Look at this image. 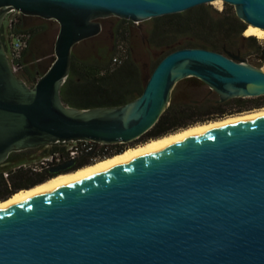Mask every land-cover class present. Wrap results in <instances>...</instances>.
<instances>
[{
  "label": "water",
  "instance_id": "obj_1",
  "mask_svg": "<svg viewBox=\"0 0 264 264\" xmlns=\"http://www.w3.org/2000/svg\"><path fill=\"white\" fill-rule=\"evenodd\" d=\"M213 1L0 0V28L13 9L59 23L55 59L33 86L13 70L0 36V164L57 141H137L189 77L221 101L264 95L262 67L180 48L127 103L63 102L73 48L103 31L100 19L140 23ZM221 1L264 29V0ZM0 264H264V116L182 137L1 208Z\"/></svg>",
  "mask_w": 264,
  "mask_h": 264
},
{
  "label": "trees",
  "instance_id": "obj_2",
  "mask_svg": "<svg viewBox=\"0 0 264 264\" xmlns=\"http://www.w3.org/2000/svg\"><path fill=\"white\" fill-rule=\"evenodd\" d=\"M233 7L225 3V8L218 10L208 3L180 13L152 18L153 25L147 31L148 45L145 49L147 52H153V56L146 63L136 61L131 54L129 45L131 31L124 24L129 23L132 26L136 23L121 19L112 31L111 52L107 59L98 52L94 58H83L77 54L76 46L73 48L71 71L62 88L63 102L77 108L127 103L141 95L160 60L180 48H205L221 53H236L242 47L262 50L255 36L244 35L248 25L237 16ZM32 18L37 17L21 14L11 27V34L23 35L26 40L17 59L22 68L16 73L26 82H37L55 59L54 56L49 61L41 63L37 56L30 55L33 37L40 31L48 30V27L33 26L27 22ZM1 38L9 51V42L2 35ZM91 39H97V36ZM114 56L120 57L121 62L114 63ZM185 83L187 85H184ZM203 86L207 85L197 77H189L178 82L173 90L170 105L155 126L144 135V140L177 132L209 118L216 119L264 107V95L221 101L219 95L210 90L207 96H213V99H208L211 105L207 110L198 113L190 98L195 90ZM31 177L29 172L19 171L13 174L10 180L17 183ZM8 186L9 182L0 173V193Z\"/></svg>",
  "mask_w": 264,
  "mask_h": 264
},
{
  "label": "rangeland",
  "instance_id": "obj_3",
  "mask_svg": "<svg viewBox=\"0 0 264 264\" xmlns=\"http://www.w3.org/2000/svg\"><path fill=\"white\" fill-rule=\"evenodd\" d=\"M210 5H212L213 7H215L218 10H223L225 8L224 2H222L221 7L216 5V4H213V3H210ZM117 19H118L117 17L106 18L104 20V24L107 25V27H108V25L112 21L116 22ZM27 22L33 24V26L48 27L47 31L46 30L40 31L39 33H37L33 37L32 47H33V49H35L34 52H35L37 58H39L41 60V63L42 62L44 63L47 60L49 61V59H52L55 56V40H56L58 31H59V23L55 20H44V19H41L38 17L28 19ZM152 25H153V20H151V19L146 20L144 22L136 23L132 26L129 23L124 24V26L128 27L129 30L131 31V34L129 36V45L131 47V54H132V57L138 62H142V63L149 62L153 56V52H147L145 49L146 45H148L147 44V40H148L147 31L150 30V26H152ZM107 31L108 30H106L107 34L105 33L103 35L102 39L101 38L100 39H87V40L82 41L79 44H77L76 48H75L77 54H79L83 58H87V59L94 58V55L96 54V52H95L96 47L98 48L99 46H101L102 47L101 55L107 59L109 52H111L110 48L112 45L111 42L109 43V42L105 41V40H107L108 35H110ZM256 38L259 41L258 44L262 47V50H264V39H261L258 37H256ZM262 50L251 49L249 47H242L239 51H237L236 53H232V54L239 55L243 59H246L248 63H250L256 67H260V68L262 67L263 68L264 67V59H263ZM224 54H228V52H226ZM148 73H149V71H148ZM27 83L30 86H33L36 82L30 81ZM184 85H187V83H185ZM208 92H210L209 87L203 86V87H200L199 89L195 90L194 93L191 95V98H190L191 103L196 106L195 110L198 113H201V112L207 110L209 108V106L211 105L208 102V99L209 100L213 99V96H209V95L207 96ZM263 108L264 107H261V108H257L254 110L245 111L242 113L260 110ZM242 113H235L233 115H238V114H242ZM228 116H230V115H227L225 117H228ZM225 117L216 118V119L209 118V120H206L204 122H197L193 125L207 123L210 121L223 119ZM193 125H191V126H193ZM183 129H185V128H183ZM183 129H180V130H183ZM149 140H144V136H143L142 138H140L137 141H134V142H131L128 144H123V145H126V149H128L131 147L142 145V144L148 142ZM111 146H113V145H111Z\"/></svg>",
  "mask_w": 264,
  "mask_h": 264
},
{
  "label": "built area",
  "instance_id": "obj_4",
  "mask_svg": "<svg viewBox=\"0 0 264 264\" xmlns=\"http://www.w3.org/2000/svg\"><path fill=\"white\" fill-rule=\"evenodd\" d=\"M21 14L18 10L9 11L0 28V36L2 35L9 42L10 49L9 51L7 50V54L10 64L16 73L20 72L22 68L17 63V59L20 57L21 49L25 46L26 40L23 35L15 36L11 34V27ZM113 62H121L120 57L114 56ZM93 143L95 142L91 140L57 141L35 149L14 152L21 153L23 155L22 160L12 159L11 156L14 154L12 153L5 162L0 164V173L7 181H10L12 175L19 171H41L49 165L60 163L66 158V155L75 157L82 153H89Z\"/></svg>",
  "mask_w": 264,
  "mask_h": 264
},
{
  "label": "bare ground",
  "instance_id": "obj_5",
  "mask_svg": "<svg viewBox=\"0 0 264 264\" xmlns=\"http://www.w3.org/2000/svg\"><path fill=\"white\" fill-rule=\"evenodd\" d=\"M212 3L216 4L220 7L222 6L221 0H216V1H213ZM244 34H245V36H256L258 38L264 39V29L259 28V27H255L252 25H249L247 27ZM262 69L264 70V67ZM261 116H264V108L260 109V110H255V111H251V112L238 114V115H230V116L225 117L223 119L214 120V121H210L207 123L193 125L191 127L185 128L183 130H180V131L168 134V135H164V136L156 138V139L149 140L148 142H146L142 145H138L135 147L128 148L125 151H123L122 153H119V154H116L112 157L98 161L95 164H92V165H89L85 168H82L75 173H71V174H68L66 176H62V177H59L57 179H53L52 181H48L47 183L40 185V186H37L31 190L20 191V192L16 193L10 199L3 201V202H0V209L5 207V206H8L12 203H15L19 200H22L26 197H29L31 195H34V194L39 193L41 191H44L46 189L52 188L54 186H57L59 184H62V183L67 182L69 180H72L74 178H77L79 176H82V175L87 174L89 172H92L94 170H97L99 168L107 166L109 164L115 163L117 161H120L122 159L136 155L138 153L144 152L146 150L152 149L154 147L166 144L168 142L180 139L182 137H185V136H188V135H191V134H194V133H197V132L209 129V128L217 127L220 125H224V124H228V123H232V122H236V121H240V120H244V119H248V118L261 117Z\"/></svg>",
  "mask_w": 264,
  "mask_h": 264
},
{
  "label": "flooded vegetation",
  "instance_id": "obj_6",
  "mask_svg": "<svg viewBox=\"0 0 264 264\" xmlns=\"http://www.w3.org/2000/svg\"><path fill=\"white\" fill-rule=\"evenodd\" d=\"M32 17H38V16H32ZM38 18L44 19L42 17H38ZM105 19L106 18L100 19L103 25V31L99 35H97V39L100 38L102 39L103 35L106 33V30H108L107 32L110 35H108V38L105 41L112 43V39H113L112 31L117 26V24H119L121 18H118L116 22L112 21L108 25V27L107 25L104 24ZM44 20H49V19H44ZM101 51H102L101 46H99L98 48L96 47L95 52L101 53ZM124 149H126V145L123 144L117 146H108L107 144L95 142L92 144L91 151L89 153H82L75 157H69L66 155V158L60 163L49 165L43 168L41 171L35 172V171L27 170V172H29L30 175H32V177L17 183L11 180L8 181L9 182L8 188L0 193V202L10 199L20 191L31 190L37 186L47 183L48 181H52L53 179L66 176L71 173H75L82 168L95 164L98 161L112 157L122 152ZM11 158L15 160H22L23 155H21V153H14L11 156Z\"/></svg>",
  "mask_w": 264,
  "mask_h": 264
},
{
  "label": "crops",
  "instance_id": "obj_7",
  "mask_svg": "<svg viewBox=\"0 0 264 264\" xmlns=\"http://www.w3.org/2000/svg\"><path fill=\"white\" fill-rule=\"evenodd\" d=\"M34 51H35V49H33L32 45H31V47L29 49V53H31L30 55H32V57L36 56Z\"/></svg>",
  "mask_w": 264,
  "mask_h": 264
}]
</instances>
